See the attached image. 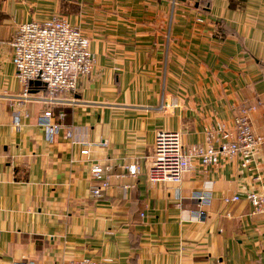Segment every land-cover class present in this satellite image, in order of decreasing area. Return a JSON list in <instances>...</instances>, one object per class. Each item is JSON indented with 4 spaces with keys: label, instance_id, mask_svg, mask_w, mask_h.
<instances>
[{
    "label": "crops",
    "instance_id": "1",
    "mask_svg": "<svg viewBox=\"0 0 264 264\" xmlns=\"http://www.w3.org/2000/svg\"><path fill=\"white\" fill-rule=\"evenodd\" d=\"M54 15L88 39L93 70L73 97L48 106L32 82L20 103L11 41ZM243 112L264 137V0H0V264H264L245 198L264 189V145L250 171L234 157L193 162L178 184L147 178L158 132L187 149Z\"/></svg>",
    "mask_w": 264,
    "mask_h": 264
},
{
    "label": "built area",
    "instance_id": "2",
    "mask_svg": "<svg viewBox=\"0 0 264 264\" xmlns=\"http://www.w3.org/2000/svg\"><path fill=\"white\" fill-rule=\"evenodd\" d=\"M197 21L202 23L201 20ZM10 46L13 51L12 64L15 75L22 85L20 103L29 100V84L32 82L39 83L47 92L48 106L60 102V97H73L77 93L78 80L90 75L93 70L94 59L89 51L88 39L77 27L58 15L43 22L20 24ZM51 120L52 110L49 107L38 116V123L47 127L50 139L56 128ZM13 125L18 128V121L15 120ZM204 136V144L192 145L185 149L180 133L158 132L147 174L149 182L178 184L182 175L191 169L193 162L202 166H217L220 158L230 160L239 157L242 169L250 171L257 153L264 145V137L252 132L247 112L234 118L232 130L218 125L216 128L206 129ZM214 141L218 142L217 148L213 146ZM126 168L130 176L134 177L138 173L135 164ZM90 172L92 180L96 182L90 192L93 197L100 198L102 189L108 185L101 180L105 169L95 164ZM208 198L204 193L193 196V199L198 201L199 208H202ZM245 198L252 206V214L264 217V189L260 192H248ZM238 200L239 197L234 196L224 201L228 203ZM202 215L200 212V216ZM72 264L101 263L83 260Z\"/></svg>",
    "mask_w": 264,
    "mask_h": 264
},
{
    "label": "water",
    "instance_id": "3",
    "mask_svg": "<svg viewBox=\"0 0 264 264\" xmlns=\"http://www.w3.org/2000/svg\"><path fill=\"white\" fill-rule=\"evenodd\" d=\"M38 84V83H37Z\"/></svg>",
    "mask_w": 264,
    "mask_h": 264
}]
</instances>
